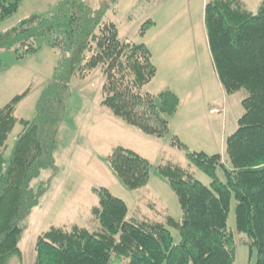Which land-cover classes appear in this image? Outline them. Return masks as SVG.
I'll return each instance as SVG.
<instances>
[{
    "label": "trees",
    "instance_id": "trees-1",
    "mask_svg": "<svg viewBox=\"0 0 264 264\" xmlns=\"http://www.w3.org/2000/svg\"><path fill=\"white\" fill-rule=\"evenodd\" d=\"M25 1L0 0V23L15 16ZM120 1L106 0L93 8L88 0H61L49 15L33 14L0 33V70L9 68L3 52L12 51L23 61L39 54L38 41L44 38L59 51L33 119L16 115L32 86L0 110V264H25L21 242L34 210L59 173L56 154L76 78L104 69L103 106L147 136L165 138L171 132L170 119L181 100L171 90L156 96L143 92L158 69L146 44L122 42L118 26L106 21ZM154 25L152 20L145 22L140 35L145 37ZM205 25L225 93L248 94L238 129L226 140L228 165L221 155L190 151L175 136L172 146L185 152L189 163L212 181L207 187L177 165L159 166V175L178 198L182 221L172 217L164 222L128 221L126 202L106 188H96L99 202L92 213L101 231L78 225L70 230L52 228L37 240L35 264H235L237 240L229 228L233 204L237 233L248 237L252 252L256 249V264H264V0L257 14L241 0L210 1ZM18 124L23 130L7 164L3 151ZM107 162L128 190L149 185L153 166L134 151L117 147ZM47 172L50 177L39 182ZM169 228L179 232V243Z\"/></svg>",
    "mask_w": 264,
    "mask_h": 264
},
{
    "label": "rangeland",
    "instance_id": "rangeland-1",
    "mask_svg": "<svg viewBox=\"0 0 264 264\" xmlns=\"http://www.w3.org/2000/svg\"><path fill=\"white\" fill-rule=\"evenodd\" d=\"M60 1L26 0L15 16L0 23V33L17 26L33 14L49 15ZM104 1L88 0V3L98 8ZM210 1L214 0H121L110 10L106 21L118 26L122 42L128 40L147 44L152 50L160 73L143 92H153L156 96L155 92L172 87L184 95V99L190 96V100H184L181 126L175 124L165 138H155L128 125L102 105L104 69L97 68L76 78L67 118L61 130V146L56 154L59 173L52 179L50 192L34 210L21 242L25 264H35L37 240L52 228L70 230L78 225L93 233L101 231V225L92 213L99 202L94 192L96 188H106L126 202L129 207L128 221L164 222L167 217L182 221L183 211L178 198L159 175V166L177 165L207 187L211 186L212 181L189 163L185 152L172 146L175 132H185L190 151H204L210 156L221 155L223 163L228 165L226 139L238 129V121L244 114L242 101L248 94L242 90L233 96L228 95V102L224 105L226 109H223L224 95L219 81L210 73L212 60H209L208 45L200 24L203 3ZM244 1L247 8L257 14L263 0ZM148 20H152L156 27L143 38L139 31ZM48 39L38 41L39 54L23 61H18L12 51L1 54L9 68L0 70V110L32 86L30 95L21 102L16 115L18 119H33L37 101L51 81L59 57V51L48 46ZM197 60L201 67L197 68ZM206 107L209 109L206 110ZM210 108L218 110L210 113ZM196 114L198 117L195 118ZM186 127L191 129L187 130ZM22 130L21 125L15 128L3 151L7 164L11 161ZM120 146L151 162L153 169L147 187L137 191L128 190L111 170L107 159ZM50 175L47 172L39 182H45ZM218 175L225 181L222 171ZM229 228L235 232L237 240L235 264H256V249L252 252L248 237L236 231L234 204ZM169 229L175 243H179V232L175 228Z\"/></svg>",
    "mask_w": 264,
    "mask_h": 264
},
{
    "label": "crops",
    "instance_id": "crops-1",
    "mask_svg": "<svg viewBox=\"0 0 264 264\" xmlns=\"http://www.w3.org/2000/svg\"><path fill=\"white\" fill-rule=\"evenodd\" d=\"M243 3H244V5L246 6V4H245V1L244 0H241ZM208 2H204L203 3V14H202V23H200L201 24V28L203 29V32H204V35H203V37H204V39H205V42H206V44L208 45V47H207V49H208V53H209V56H210V59L209 60H212V65L210 66L211 67V69H210V73H211V75L213 76V74H214V76L216 77V79L219 81V84H220V86H221V91H222V93H223V95H224V97L226 96L227 98H224L223 97V99H224V104H223V109L225 110L226 108L224 107V105H226V103L228 102V95L225 93V91H224V89H223V87H222V85H221V82H220V80H219V77H218V75H217V73H216V70H215V66H214V63H213V59H212V55H211V51H210V47H209V41H208V35H207V30H206V25H205V6H206V4H207ZM247 7V6H246ZM260 8V7H259ZM248 9V8H247ZM181 10H183V9H181ZM249 10V9H248ZM250 11V10H249ZM251 12V11H250ZM156 27V24L154 25V27L151 29V30H153L154 28ZM150 30V31H151ZM149 31V32H150ZM148 32V33H149ZM148 33H147V35H148ZM202 33V32H201ZM146 35V36H147ZM145 36V37H146ZM145 37H143V38H145ZM147 45V44H146ZM147 46H149V45H147ZM152 51V50H151ZM154 55H153V62H154ZM199 61L197 60V68L198 67H201L200 65H199V63H198ZM155 64V63H154ZM157 67V66H156ZM158 69V68H157ZM159 73H160V71L158 70V74H157V77L159 76ZM157 77H155L156 79H157ZM216 80V83H218V81ZM152 83V82H151ZM150 83V84H151ZM147 86H149V85H147ZM202 86V85H201ZM165 90H171V91H173V92H175L178 96H179V98H180V100H181V104H180V108H179V111H178V113L174 116V117H172L171 119H170V121H171V127L173 128V126L175 125V124H177V125H179V126H181V121H182V119H181V113H183V111H184V108H183V104H184V100L185 101H188L189 102V100H190V96H188L187 98H185L184 99V95H181V93L179 92V91H176L174 88H172V87H170V88H165V89H162V90H160V91H157V92H155L156 93V95H158V94H160L161 92H163V91H165ZM146 93H149V94H151L152 93V95H154L153 94V92H147L146 91ZM23 102V101H22ZM194 103H195V101H194ZM194 103L193 102H191V105L192 106H194ZM186 109V108H185ZM207 109H209L208 107H206V110ZM215 110H218V109H213V108H210V113H215L214 111ZM18 111V110H17ZM188 111H189V109H188ZM188 111H186V112H188ZM196 117H198L197 116V114H196V116H195V118ZM20 120H22V119H20ZM194 121H196V119H194ZM18 125H20V124H18ZM17 125V126H18ZM203 125V124H202ZM201 125V126H202ZM16 126V127H17ZM195 127H197L198 125H194ZM172 128H171V130H172ZM180 128V127H179ZM187 128V130H190L191 129V127H186ZM15 130V129H14ZM14 132V131H13ZM179 132V133H178ZM178 132H175V136L176 137H179L185 144H187V136L185 135V132H181V134H180V131H178ZM186 136V137H185ZM10 139V138H9ZM227 140V139H226ZM187 146H188V144H187ZM204 152V151H203ZM93 210V209H92Z\"/></svg>",
    "mask_w": 264,
    "mask_h": 264
}]
</instances>
